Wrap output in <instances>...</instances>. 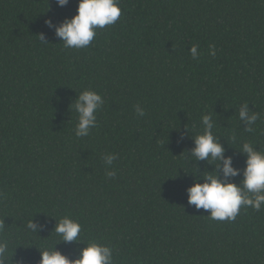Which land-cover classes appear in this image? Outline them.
Listing matches in <instances>:
<instances>
[{
  "label": "trees",
  "instance_id": "16d2710c",
  "mask_svg": "<svg viewBox=\"0 0 264 264\" xmlns=\"http://www.w3.org/2000/svg\"><path fill=\"white\" fill-rule=\"evenodd\" d=\"M78 3L0 0V239L8 264H39L40 251L55 246L75 260L90 241L111 245L114 264H264V208L213 221L188 205L186 192L214 170L190 158L202 115H213L235 167L245 157L233 134L264 148V0H120L115 25L85 49H65L45 21L74 17ZM85 89L104 105L97 127L77 138L69 106ZM244 102L260 113L254 133L238 120ZM105 153L119 156L111 180ZM65 216L82 225V243L53 232ZM32 219L43 231L27 229Z\"/></svg>",
  "mask_w": 264,
  "mask_h": 264
},
{
  "label": "clouds",
  "instance_id": "9594fccd",
  "mask_svg": "<svg viewBox=\"0 0 264 264\" xmlns=\"http://www.w3.org/2000/svg\"><path fill=\"white\" fill-rule=\"evenodd\" d=\"M69 2L70 0H56L60 7L67 6ZM121 15L120 0H79L77 14L74 17L66 18L59 24H54L49 19L45 24L54 30L55 36L65 49L82 50L93 43L98 30L115 25ZM39 38L42 43L48 44L44 33H41ZM190 53L193 59H197L198 45L192 46ZM210 55H216L214 45H210ZM103 105L102 95L90 89L81 91L75 101L70 103L71 116L73 110L77 116L74 128L77 138L88 137L92 129L97 127V114ZM135 111L139 117L146 115L145 109L139 104L135 106ZM259 119L260 113L252 111L247 102L240 105L238 120L240 124L247 125L245 131L254 133V125ZM201 125L202 133L192 137L195 146L191 149L190 158L196 162L205 161L213 166L214 170L201 175L196 168L200 178L196 176L194 184L186 190L188 205L194 206L197 211L203 209L208 213L209 219L218 222L234 221L242 207L259 212L264 208V148H258L248 141H241L233 134L230 141L237 145L235 148L245 157L243 169L237 168L232 157L225 155L226 149L215 134L217 124L213 115L210 113L202 115ZM188 131L186 126V132ZM184 138L182 134L180 140ZM118 158L116 153H105L101 157L105 165V176L109 180L117 175L112 169ZM241 176L239 184L234 182V178ZM4 226V220H0V233L3 232ZM26 227L35 233L43 231V225L38 226L34 219L29 220ZM53 232L66 244L82 243L80 242L82 225L70 216L62 217L56 223ZM114 251L111 245L90 241L86 243V247L79 250L78 258L73 260L56 250L55 246L50 251H40L39 264H114ZM8 256V242L0 239V264H8Z\"/></svg>",
  "mask_w": 264,
  "mask_h": 264
}]
</instances>
